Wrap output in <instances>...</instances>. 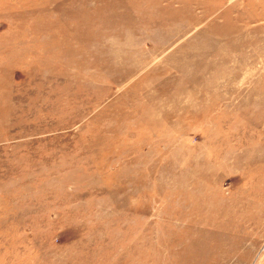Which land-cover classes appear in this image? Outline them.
<instances>
[{"label":"rangeland","instance_id":"rangeland-1","mask_svg":"<svg viewBox=\"0 0 264 264\" xmlns=\"http://www.w3.org/2000/svg\"><path fill=\"white\" fill-rule=\"evenodd\" d=\"M0 264H264V0H0Z\"/></svg>","mask_w":264,"mask_h":264}]
</instances>
